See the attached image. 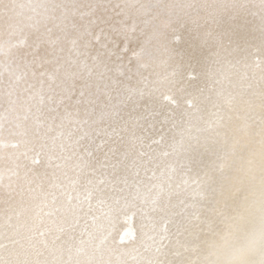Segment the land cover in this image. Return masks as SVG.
Wrapping results in <instances>:
<instances>
[{
	"label": "snow or ice",
	"instance_id": "snow-or-ice-1",
	"mask_svg": "<svg viewBox=\"0 0 264 264\" xmlns=\"http://www.w3.org/2000/svg\"><path fill=\"white\" fill-rule=\"evenodd\" d=\"M182 31L190 38L184 49L177 47ZM138 34L146 37L139 51L132 47ZM221 52L260 54L258 89L249 84L242 100L259 129L258 150L254 138L185 142L193 92L204 91L194 81L212 77ZM0 107V131L4 122L12 135L34 131L60 161L50 174L26 173L23 183L4 186L0 264H127L113 260L117 240L104 221L131 201L148 202L140 172L159 166L152 145L164 141L165 128L176 134L161 154L183 151L184 166L200 176L195 222L183 212L174 222L191 236L196 259L144 264H264V0H0ZM230 157L239 162L226 174Z\"/></svg>",
	"mask_w": 264,
	"mask_h": 264
},
{
	"label": "bare ground",
	"instance_id": "bare-ground-1",
	"mask_svg": "<svg viewBox=\"0 0 264 264\" xmlns=\"http://www.w3.org/2000/svg\"><path fill=\"white\" fill-rule=\"evenodd\" d=\"M49 3H125L134 0H45ZM139 2L150 3H216L223 0H139ZM228 2L258 3V0H228ZM181 40L177 47L184 49L188 47L189 35L182 31L179 33ZM146 37L138 34L132 47L139 51L137 43ZM131 56V52L128 53ZM260 54L245 56L238 53L221 52L219 62L214 66V72L208 80L194 81L203 93L193 92L192 119L185 120L183 128L184 139L187 143H196L197 139L201 145L212 141L220 144L247 143L250 139L255 140L256 148L259 149L258 127L248 118L246 106L242 103L248 85L254 84L258 89V81L261 75V65L257 64ZM166 59V54L161 55V60ZM157 70L163 71L161 67ZM151 71V69H148ZM199 69L192 72L197 76ZM3 108L0 107V114ZM229 117H231L229 119ZM258 119V117H257ZM12 127L4 122L3 131H0V193L4 186L10 182L23 183V177L28 175H39L45 172L51 173L58 160V153L53 150L51 142L29 131L21 137L12 135L8 129ZM19 132V129H13ZM176 134V130L169 132L165 128V139L159 145H152L157 151L151 153L158 167L152 166V170L145 173L142 169L140 179L141 191L149 197L146 203L143 199L131 201L129 206L120 214L105 219L104 227L116 238V252L113 260L119 257L127 264H144V261L153 259L159 261H173L178 259H196L192 248V238L187 233L181 234L174 227V222L181 217L176 213H185V219H191V214L196 212L199 205L203 203L200 193L202 191L199 183L198 169L189 170L184 166L185 153L177 151L175 155L164 156L161 153L169 142V137ZM155 139H160V133H153ZM177 139L179 136L177 135ZM13 143H19L18 148H13ZM171 152V149H167ZM209 155L205 156L207 161ZM38 161V162H34ZM238 159L230 157L227 160L225 173L228 174ZM15 171L19 176L12 175ZM152 171L156 176L152 177ZM11 178V179H10ZM160 193V199L155 204L151 197ZM195 205L196 207H192ZM167 228V231L165 229ZM122 241V242H121ZM160 249L158 252L157 249ZM183 253L182 256L174 255L175 252Z\"/></svg>",
	"mask_w": 264,
	"mask_h": 264
}]
</instances>
